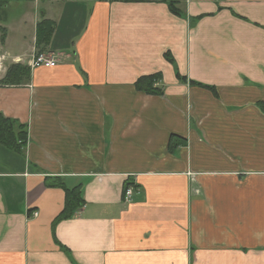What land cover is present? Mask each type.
Instances as JSON below:
<instances>
[{"label":"crops","instance_id":"1","mask_svg":"<svg viewBox=\"0 0 264 264\" xmlns=\"http://www.w3.org/2000/svg\"><path fill=\"white\" fill-rule=\"evenodd\" d=\"M0 29V114L27 130L0 144V264H264V0H11Z\"/></svg>","mask_w":264,"mask_h":264},{"label":"trees","instance_id":"2","mask_svg":"<svg viewBox=\"0 0 264 264\" xmlns=\"http://www.w3.org/2000/svg\"><path fill=\"white\" fill-rule=\"evenodd\" d=\"M11 0H0V7H4ZM171 12L179 15V11L174 6V3L169 4ZM54 24L52 21L47 19H42L36 26V46L48 45L53 34ZM0 41L3 42L5 29H0ZM41 53V52H38ZM169 62L173 63V59L166 55ZM30 68L21 64L11 65L5 77L2 79V83L6 85H21L25 83L30 76ZM161 74H153L140 77L135 86L137 90L144 92L146 94L160 95L162 92L159 88L154 87L156 83L161 80ZM180 80H185L177 74ZM27 142V130L25 125L19 124L17 121L11 120L0 114V144L13 149L17 152H22ZM182 141H178L176 136H171L169 140V147L171 149L182 145ZM62 182H57L54 186H61ZM131 185V184H129ZM84 205V200L82 198V188L75 187L72 190L65 189V204L63 210L57 215L53 222L54 225L65 219L73 217L74 213L78 211Z\"/></svg>","mask_w":264,"mask_h":264},{"label":"built area","instance_id":"3","mask_svg":"<svg viewBox=\"0 0 264 264\" xmlns=\"http://www.w3.org/2000/svg\"><path fill=\"white\" fill-rule=\"evenodd\" d=\"M7 60V57L5 55L0 54V73L3 72L5 69L4 62ZM14 62L18 63L20 62V59H14ZM57 64V60L45 53H37L32 57V59L29 61V67L31 69L37 68V67H54ZM135 188L133 185H128L125 189L124 193V201L128 202L131 198V195L133 194ZM34 216L36 213L33 214Z\"/></svg>","mask_w":264,"mask_h":264},{"label":"rangeland","instance_id":"4","mask_svg":"<svg viewBox=\"0 0 264 264\" xmlns=\"http://www.w3.org/2000/svg\"><path fill=\"white\" fill-rule=\"evenodd\" d=\"M27 3V1H24V3H22L21 4V9H23V10H29V8H26L25 6H27V5H31L30 3H28V4H26ZM42 4V3H41ZM16 7H20V4H18ZM12 10H14V8H12Z\"/></svg>","mask_w":264,"mask_h":264}]
</instances>
